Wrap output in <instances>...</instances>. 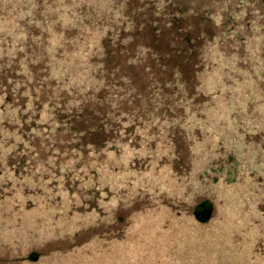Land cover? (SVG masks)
<instances>
[{
	"label": "rangeland",
	"instance_id": "obj_1",
	"mask_svg": "<svg viewBox=\"0 0 264 264\" xmlns=\"http://www.w3.org/2000/svg\"><path fill=\"white\" fill-rule=\"evenodd\" d=\"M162 1L130 0L132 15L140 18L132 46L142 52L136 60L128 52L115 64L117 71L105 81L109 87L76 114L84 140L98 150L107 141L124 140L117 157L124 163L123 183L100 192L78 186L72 195L70 176L48 181L53 192L42 201L47 214L33 221L39 204L25 203L18 179L11 180V188H0V264H264V0H187L199 7L198 15L181 23L180 31L194 42L211 40L212 15L224 21L234 14L239 25L233 39L213 41L240 70L232 82L219 78L215 98L197 93V48L178 69L181 76L167 74L182 53L174 34L170 37L161 24L166 20L152 16L154 10L165 17ZM27 22V37L19 35L23 30L18 24L3 26L16 33L10 36L12 45L19 38L26 52L20 59L12 58V52L0 59L2 82L14 79L22 63L34 72V80L43 75L35 62L41 50L31 45L35 25ZM148 29L162 31L157 50L164 57L145 50L154 39ZM169 45H175L174 51ZM18 86L8 84L13 103L21 95ZM41 91L47 98L49 92ZM83 106L81 98L75 107ZM219 113L231 117L220 118ZM48 133L58 141L69 138L63 130ZM33 145L39 157H31L29 148L15 149L16 171L25 162L48 158L40 140ZM2 159L7 167L0 163V171L13 169L11 157ZM17 189L23 207L9 205L3 197ZM204 200L214 211L201 223L192 209Z\"/></svg>",
	"mask_w": 264,
	"mask_h": 264
},
{
	"label": "trees",
	"instance_id": "obj_2",
	"mask_svg": "<svg viewBox=\"0 0 264 264\" xmlns=\"http://www.w3.org/2000/svg\"><path fill=\"white\" fill-rule=\"evenodd\" d=\"M159 4L165 7V17L162 13L157 15L154 10L152 16H162V19L166 20H160L161 24L165 28L168 27L170 37L174 34L177 50L182 53L181 60L176 61L172 65L173 70L167 74L172 77L181 76L178 69L189 58L194 48H197L194 55L196 70L193 73L194 77L196 76L197 93L199 97L215 98L219 78L222 82L225 79L232 82L233 79L239 78L238 75L234 76L240 72L238 66L226 59L224 54L227 52L218 50L213 43L215 39L227 41L237 35L235 29L239 25L235 21V15H227L224 21L222 16L216 18L212 15L210 19L215 26L211 40L205 41L203 38L194 42L189 34L181 35L180 24L197 16L199 7L195 3H188L187 0H164ZM129 7L130 0H0V59L10 52L12 58H23L19 55L26 52L24 44H19L17 38L14 41H17V46H13L10 36L16 33L13 29L3 26L9 24L15 27L18 24L23 30L19 35L27 37L26 27L23 26L27 18L28 25H35L34 33L31 34V45L37 44V52L40 49L42 53L35 56V62L40 66L38 71H43L42 76H36L39 79L34 80V72H30L26 69V64L22 63L17 67L14 79L0 81V163L6 168L2 157H11L14 160L13 169L9 167V172L0 171V188L8 190L11 188V180L17 178L24 192L22 196L25 203L39 204V213L36 212L33 221H40L47 214L42 201L47 193L53 192L48 181L51 183L58 179L66 180V176H70L73 183L69 185L72 195L77 193L78 186L84 189L95 188L100 192L105 190L104 188L113 191L117 185L123 183L124 163L122 158L117 157L120 151H124V140H115L117 144L114 140L107 141L98 150L92 143L84 140V130L78 128L77 116L85 107L88 108V102L96 92L99 94L109 87L105 81L110 72L112 75L113 69L116 70L113 68L115 64L118 63L119 66L128 52L134 54L131 57L133 60L142 52L132 46L138 36L136 31L140 18L136 13L132 15L130 11V8L135 11V7ZM136 11H140V7H137ZM140 13L145 17V13ZM56 17L55 23L49 24ZM149 17L151 20V16ZM261 18L264 19L263 14ZM37 24L39 29L36 28ZM148 31L154 35V39L149 41L145 50L154 56L162 54L164 57V53L157 50L158 38L163 35L162 31ZM169 47L172 49L169 51H174L175 45ZM28 56L31 61L34 60L31 54ZM11 83H19L18 89L21 90V95L16 94L15 103L12 100L14 92H9L8 84ZM43 88L49 92L45 99L42 97ZM72 97L77 101H73ZM81 98L86 106L78 110L75 106L81 104ZM219 116L231 117L223 113H219ZM230 124L232 127L233 123ZM50 130L54 134L57 130H63L69 138L58 141L55 135H49ZM35 139L40 140L48 158L25 162L23 168L16 171L15 149L29 148L31 157H39L33 145ZM82 173L84 176L79 179L78 174ZM49 174L56 179L49 177ZM28 186L30 187L27 189ZM66 191L69 192V189ZM15 192L11 195L6 193L3 197L7 198L9 205L19 204L23 207L25 203L18 198V189ZM80 192L78 197L85 191ZM0 210H3V207H0ZM213 211L212 204L204 200L192 209V216L198 222L205 223L212 218ZM15 215L16 213L13 215L14 219Z\"/></svg>",
	"mask_w": 264,
	"mask_h": 264
}]
</instances>
